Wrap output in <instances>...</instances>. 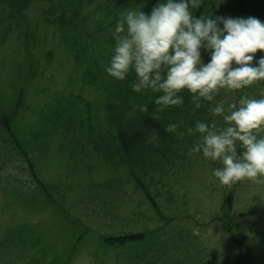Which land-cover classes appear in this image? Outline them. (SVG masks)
<instances>
[{
    "label": "trees",
    "instance_id": "trees-1",
    "mask_svg": "<svg viewBox=\"0 0 264 264\" xmlns=\"http://www.w3.org/2000/svg\"><path fill=\"white\" fill-rule=\"evenodd\" d=\"M33 3L40 4V20L35 28H32L28 14ZM156 4L157 0H0V52L2 49H24L29 54L30 41L32 49L37 52L41 48L37 33L42 23L49 27L48 31L66 50L76 73L73 83L77 81L80 86L76 95L54 98L40 110L35 109L36 105L31 108L27 104V85L34 82L39 73H33L31 68L33 64L39 66L44 61L48 65L53 60L52 56L43 57L40 52L33 54L31 63L19 64L21 71H14V79L22 81L24 89L14 92V86H11L12 91L7 90L0 80V151H8L9 154L8 165L0 162V173L3 174L0 175V189L11 200L0 205V219H4L6 209L15 206L21 209L23 217L29 213L39 216L38 213L47 208L46 204L55 206L62 213V217L52 225L40 220L30 222L21 217L16 222L14 213L7 214L5 220L8 218L9 224L6 227L0 224V264H72L82 250L88 252V264H184L189 259L180 261V250L192 251V257L196 253L208 255V252L218 251L209 250L202 233L193 229L190 220V223L186 221L187 225L179 223L183 218L193 221L188 211L183 208L181 214L165 216L155 202L156 197H164L165 201V196H168V202H175L176 193L189 204L186 192L179 196L178 192L182 190L178 189L179 179H183L182 175L188 177L189 172L198 168V162H204L212 179L211 191L220 195L223 209L228 207L230 211L234 192L212 177V169L219 167V163L193 152L191 149L199 134L190 136L186 132L188 127L195 126L197 120L209 123L214 120L217 127H223L222 118L214 117L209 111V104L214 102H203L202 107L196 109L191 94L185 90L180 93L184 97L183 106L157 111L153 101L158 93L135 92L131 87L135 82L134 73L120 81L104 70L114 48L111 31L120 14L126 9L150 13ZM192 11L197 17L212 13L214 17L252 16L264 21V0H204L200 8ZM253 55L252 63L255 65L264 51L258 50ZM202 57L206 63L210 59L204 50ZM241 91L244 95L254 94L260 98L264 93V81L242 90L222 89L216 100H224L227 105L238 100ZM169 123L178 125L175 133L165 131ZM39 125L43 128L36 133L25 130L26 126L37 128ZM157 133L158 138L154 139ZM42 137L49 142L36 145V139ZM59 144L60 154L66 158L96 160L95 168L86 176H93L97 173L95 169L100 167L114 171L112 173L117 179L113 176L109 181L93 183L92 187L97 186V190L84 198L88 201L86 204H96L98 208L81 205L87 219L95 225L103 223L104 232L79 219L81 211L70 212L59 204L66 202L62 201L66 196L64 188L57 191L59 183L41 180L38 164L48 156L56 157ZM65 146H68V151H61ZM14 167L23 168L36 185H28L23 178H16L10 172ZM129 182L150 202L147 210L154 214H148L142 208L138 210L139 205L132 209L129 207L128 211L132 210L139 219H143L145 210L148 217L154 215L155 221L165 223L160 228L124 230L125 206L120 192H125L124 184ZM220 186L223 187L222 193L219 192ZM12 201H18L20 205H13ZM75 207L79 209L77 205ZM212 216L213 220L223 221L220 219L222 213ZM173 226L182 228L179 231L182 246L170 236ZM90 227L92 231H89ZM238 237L233 235L232 239L238 242ZM247 246L248 253L252 255V248ZM232 261L231 264H246L247 255H236ZM201 262L202 259L199 264ZM202 264H209V261Z\"/></svg>",
    "mask_w": 264,
    "mask_h": 264
},
{
    "label": "clouds",
    "instance_id": "clouds-1",
    "mask_svg": "<svg viewBox=\"0 0 264 264\" xmlns=\"http://www.w3.org/2000/svg\"><path fill=\"white\" fill-rule=\"evenodd\" d=\"M202 4L157 0L150 13L126 9L111 31L114 48L104 70L120 81L134 73L135 92L158 93L153 101L157 111L183 106L180 93L185 90L196 109L214 102L209 111L222 118L223 127L197 120L186 129L190 136L199 134L191 150L219 163L212 177L220 185L231 187L245 179L264 183V135H258L264 129V93L250 98L241 91L227 105L216 100L222 89L242 90L264 81V55L252 63L253 54L264 51V21L212 13L197 17L192 10ZM202 50L210 55L207 63ZM177 127L169 123L165 131L175 133Z\"/></svg>",
    "mask_w": 264,
    "mask_h": 264
},
{
    "label": "rangeland",
    "instance_id": "rangeland-1",
    "mask_svg": "<svg viewBox=\"0 0 264 264\" xmlns=\"http://www.w3.org/2000/svg\"><path fill=\"white\" fill-rule=\"evenodd\" d=\"M38 9H40V4L33 3L28 10L29 20L33 23L32 28H35L39 24L40 14L38 13ZM48 29L49 27H45L40 23L37 33V41L39 42L38 44L41 43L42 49H37V52H40L43 57L52 56L53 60L48 65L44 61H42L39 66L33 64L31 71L33 73L39 72L38 77L33 80L34 82L27 85V104L30 105L31 108H34L36 105L35 109L37 110L44 108V106L54 98L76 95V91L80 89L77 81L73 83L76 79V73L72 61L66 50L61 48L62 45L60 46L59 40L53 37L51 34L52 32L48 31ZM23 32L27 33V29L23 28ZM32 45V41H30L29 49H31V51L29 54L26 53L24 49H2L0 52V80L4 82L7 90H11V86H14V92L24 89V83L14 79V71L18 72L22 70L19 64L24 66L27 62L31 63L33 54H37V52L32 49ZM42 73L43 75H41ZM248 97L256 98L254 94H250ZM31 98H34L32 102ZM92 98L95 99V96ZM34 102H36V104ZM41 128H43L41 125L37 128L26 126L25 130H31L36 133L37 130ZM258 135H264V129H261ZM48 142V139L42 137L39 140L36 139L35 144H47ZM57 144L58 143H56V145ZM39 146L42 147V145ZM60 146L61 144L58 145L57 152L59 154L56 157L48 156L38 164L40 167V169H38L40 178L46 183H59L60 187L57 191H60L63 188L66 191L65 199L62 200L66 202H61L59 204L70 212L81 211L79 213V219H82L86 223L94 224L86 218V214L81 210V205H95L98 208V205L96 204H86L88 201L84 198L90 196V193L92 192L95 193V190H97V186L92 187L93 183L99 184L111 180L114 176L112 173L114 171L108 167H100L95 169L94 172L97 173H94L93 176H86L95 168L96 160L90 159L85 161L79 157L66 158L60 154ZM63 150L67 152L68 146H65L63 149L61 148V151ZM0 152L1 157H3L0 162L8 165V151ZM198 164V168L189 172L188 177L182 175L183 179H179L180 182L178 189H182L178 192L179 196H182V193L186 192V195L189 197V204H187L182 197H177L176 193H174L175 202H168L166 200L168 199V196H165V201L164 197H156L155 202L162 208L165 216H169L171 213L174 214L173 216L178 213L181 214L183 208L188 211L193 221L189 218H183L179 223L181 225H187L186 221L190 223V220L193 224L191 225L193 229L202 233V238L205 240L209 250L212 251L213 249H216L218 251L215 253L208 252L209 256L202 253H196V256L192 257V251L182 252L180 250L178 255L180 261L189 259L184 264H199L200 259H202L201 264L204 263L205 260L209 261V264H231L233 263L232 257L235 259L236 255L243 254L247 255L246 264H264V183H255L251 179H245L237 182L236 185L231 186L230 189L234 194L230 200V203L232 204L230 211L227 207V210L229 211L228 214L226 208L223 209V205H221L222 198L220 199V195L217 196L216 193L212 192L210 189L212 179L209 176L208 167L204 162H198ZM10 172L15 175L16 178H23L22 180H25L28 185H36L34 179L29 178L23 171V168L19 169L14 167ZM0 175L3 174L0 173ZM42 176L44 180L42 179ZM114 177L117 179L116 176ZM220 188L219 192L222 193L223 187L220 186ZM123 189H125V192L123 191L120 193H122L124 200V204L122 205L125 206L124 218L122 219L124 230L134 231L141 228L151 230L160 228V226H162L161 224H165L155 221L154 215L148 217L147 213L154 214L151 210H147L150 202L145 200L143 195L134 187L132 182L124 184ZM81 195H83L82 203ZM10 202V197L0 189V205ZM165 202L168 205H166ZM13 203V205H20L18 201ZM46 205L47 208H44L41 213H38L39 216H37L36 213H29L27 216L23 217V212H21V209L17 206L12 207V209H6L4 219H0V224L3 227H6V225L9 224L8 218L5 220L7 214L11 215L14 213L13 220L16 222H18L21 217L23 220H29L30 222H37L40 220L42 222L44 221L43 223L45 224L52 225L56 222V219L62 217V213L55 206ZM75 205H77L79 209H77ZM136 206L138 210L142 208L147 211V213L145 210L143 211V219H139L132 210L128 211L129 207L132 209V207L134 208ZM53 207L56 209L54 210ZM218 213H222V218L220 219H223V221L221 222L212 219V215ZM226 220L229 223H227ZM137 221L138 223H135ZM172 222L173 221H171L170 224ZM94 226L98 227V230L101 232L105 231L103 230V223L98 222L97 225L94 224ZM236 228H238L240 232ZM92 230L93 229L90 227L89 231ZM173 230L174 231L170 236L173 237L176 244L182 246V241L180 240L181 234L179 232L182 228L179 226H173ZM233 235L239 236L238 242L232 239ZM241 244L243 245L242 247H244L243 250L239 249L242 248ZM247 245L252 248V255L250 252L248 253ZM87 253V250H82L72 264H88L90 259ZM178 264H183V262Z\"/></svg>",
    "mask_w": 264,
    "mask_h": 264
}]
</instances>
